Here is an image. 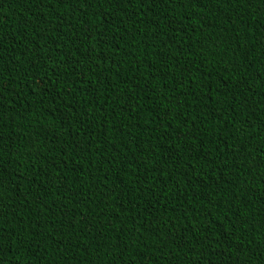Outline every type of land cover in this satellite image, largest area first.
<instances>
[{"label": "trees", "instance_id": "16d2710c", "mask_svg": "<svg viewBox=\"0 0 264 264\" xmlns=\"http://www.w3.org/2000/svg\"><path fill=\"white\" fill-rule=\"evenodd\" d=\"M43 5L0 0V264H264V0Z\"/></svg>", "mask_w": 264, "mask_h": 264}, {"label": "snow or ice", "instance_id": "6c2138e0", "mask_svg": "<svg viewBox=\"0 0 264 264\" xmlns=\"http://www.w3.org/2000/svg\"><path fill=\"white\" fill-rule=\"evenodd\" d=\"M48 2L50 3L51 2V0H48ZM41 6H44L43 5V0H41ZM262 199H264V197H262ZM85 219H87V218H85ZM225 236H227V233H225ZM204 239H207V236H205L204 237ZM3 243V239H2V233H0V244H2ZM211 241H209V246L211 245ZM222 246V245H221ZM220 264H222V262H220Z\"/></svg>", "mask_w": 264, "mask_h": 264}]
</instances>
